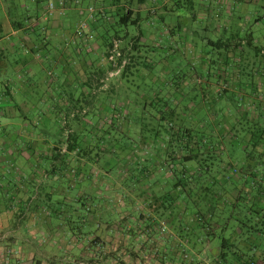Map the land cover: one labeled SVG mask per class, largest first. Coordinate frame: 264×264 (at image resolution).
Segmentation results:
<instances>
[{
	"label": "crops",
	"instance_id": "crops-1",
	"mask_svg": "<svg viewBox=\"0 0 264 264\" xmlns=\"http://www.w3.org/2000/svg\"><path fill=\"white\" fill-rule=\"evenodd\" d=\"M48 1L0 0V264H11L12 260L15 264L25 260L30 264H186L179 254V243L192 257L189 264H225L220 260V246L215 244L221 233L208 236L203 230L188 231L164 213L180 210L179 206L165 208L161 202L150 205L145 201L160 196L157 191L162 186L159 178L151 179L152 169L145 165L161 162V158L150 154L132 161L130 153H123L120 159H125L119 161L118 168H125V179H134L133 166L147 169L129 183L130 187L112 177L109 156L104 160V169L99 170L87 156L64 153L61 140L66 133L61 131L56 116L86 112L90 120L69 119L65 129L82 131L88 125L93 132L101 128V115L127 112L130 104L123 96L129 81L119 76L104 81V63L88 53L85 43L79 42L77 50L67 44L75 24L84 17V9L77 4L92 0H79L77 4L68 0L59 19L44 16ZM137 1L96 0L109 10ZM152 1L133 10L142 14ZM183 9L189 24L178 40L174 33L170 42L196 53L204 44L225 49L224 54L218 49L219 71L226 68L222 76L233 81L225 93L227 105L232 106L225 115L229 127L247 131L245 139L249 140L253 137L250 130H264V0H174V25L182 18L177 11ZM95 20L93 26L98 27L101 22L97 17ZM147 24L153 25L154 19L142 21L135 34L140 35L144 47H155L157 28ZM194 27L215 38L199 36ZM195 57L202 56H192L191 61ZM236 59L238 65L232 67L231 61ZM197 64L205 67L199 60ZM208 75L210 78L211 73ZM210 84L206 79L204 87L193 85L183 95L188 100V113L199 116H194L199 121L197 126L213 131L214 121L206 117L207 113L212 115ZM174 97L182 98L178 90ZM132 104L136 108V103ZM218 109L223 113L222 108ZM107 119L111 123L110 117ZM109 136L114 139L113 133ZM146 140L140 137L139 144ZM66 167L78 171L74 182L60 174L59 170ZM159 173L162 176L163 171ZM120 192L125 194L124 201ZM94 197L100 203H94ZM113 200L116 203H111ZM48 209L55 212L57 220H47L43 213ZM162 225L170 235L162 233Z\"/></svg>",
	"mask_w": 264,
	"mask_h": 264
},
{
	"label": "trees",
	"instance_id": "trees-1",
	"mask_svg": "<svg viewBox=\"0 0 264 264\" xmlns=\"http://www.w3.org/2000/svg\"><path fill=\"white\" fill-rule=\"evenodd\" d=\"M50 1V0H49ZM147 2V0H138L136 3V9L137 7L142 8L144 4ZM48 3V2H47ZM44 16L46 13V7L44 10ZM170 12L174 11L169 10ZM150 13V12H149ZM109 14L112 16L113 21L110 24L109 32H105L106 36L111 37L110 40L106 39V42L103 44V54L101 62L104 63V73L105 77L107 75H118L117 73H121L120 76H125V71L129 68L128 59H133L134 53L136 51H140L141 48L146 49L147 51L148 47H144L140 44L139 36L134 34L132 37V40H130L129 44H125L122 49L118 48V42L116 40L123 41L127 37V35L131 32L128 31L127 27L128 25L134 26V28H138V25L142 21L149 20L151 18L155 19L157 18V25L160 24L161 27H163V33L162 35L167 36L168 34L172 35L171 38L174 36V31H171L170 27L168 28L167 22L165 23L164 20V14H157L156 16H152V14H139V12L134 11L131 8H120L117 7L114 10H109ZM85 13L84 17L85 18ZM145 16V17H144ZM94 20L89 23V27L92 32L93 31V23L96 21V16L93 15ZM108 16L105 12L102 13L101 17H99L100 22L104 21L105 18ZM155 17V18H154ZM174 17V16H173ZM81 19V20H82ZM79 22V21H78ZM77 22V23H78ZM76 23V24H77ZM75 24V26H76ZM174 26V23H172ZM155 27H157L156 24H153ZM74 26V28H75ZM116 26L120 29L115 30ZM120 26V27H119ZM121 26L124 28L121 29ZM73 28V29H74ZM169 29V30H168ZM169 31V32H168ZM171 31V32H170ZM102 38H104V35L100 34ZM94 37V35H93ZM108 38V37H106ZM171 38L168 39V41L171 40ZM93 39V38H92ZM92 39H84V38H75L74 32H73V38L75 44H72V40L69 41L67 44L70 46H74V48L77 50V45H79V42H89ZM151 49V48H150ZM151 51V50H150ZM174 53V52H173ZM111 57V59H110ZM128 57V58H127ZM148 63L146 61V58L144 61L140 63L142 67L145 68V70H149ZM228 64V62L226 63ZM232 67H237L238 63L234 60L231 61ZM237 64V65H236ZM230 67V66H229ZM231 67V68H232ZM226 69V68H225ZM223 69V71H225ZM222 71V72H223ZM218 80L217 83L219 86L221 85L222 91H227L229 88V82L230 79H223L222 72L219 71ZM102 76L101 78H103ZM222 76V77H221ZM104 79V78H103ZM127 79V78H126ZM222 79V81H221ZM197 80V79H196ZM129 81V80H128ZM224 83V84H222ZM102 84V83H100ZM180 81L170 84L174 85V90H178L180 93L181 91L178 89L180 87ZM187 84L189 86V83H183ZM177 86V87H176ZM227 89H224L226 88ZM182 98L177 99L176 97L173 98V96H167V100L170 102V105L167 106L166 103L163 105V111L159 112V116L157 114H154L152 112L149 113L150 120L155 121L154 124L151 126V129L147 130L148 123H145L142 126V132L137 134L139 143L140 137L146 138L145 144H139L135 148L134 152H130L127 150L128 146H124L121 150L120 155L112 156L113 148H115V138L112 139L109 134L114 133V131H119L118 126L116 125V121L119 122L120 116L123 114L122 109H117L118 111L122 110L121 112H118L119 115H110L111 123L114 122L115 128L112 129L111 123L105 124L107 126V129L110 128L111 131L104 130L103 128L105 126H102L101 128L91 131L90 126H85L82 131H69L65 129L67 127V122L69 119L75 120H90V115L86 112L84 113H74L69 114L65 113L62 115L56 116L58 119L57 123L61 127V131L66 133L65 138L63 141L61 140V143L65 146V154L66 155H74V156H87L89 159L93 161L95 165H97L99 170L104 169V163L101 166H98V163L100 159L102 158L99 153L106 152L111 159L112 157L119 163L122 162L123 158L120 159L121 155H125L123 153H130L133 156L132 161L140 160V157L145 158V156H150V154H155L159 158H161V162L156 163L157 166H160V169L163 171L165 169L167 175L165 176V172L163 171L162 176L158 179V181L166 182V196H157V197H150L151 200L146 198V202L153 204L154 202H161L162 205L165 208H172L174 205V202L176 200H181L185 204V208L187 207L190 209L189 213L197 218L199 215L203 212V216L201 219V216L198 218V220H190V230L188 231H205L208 236H213L214 233H212V224L209 222L212 217L215 216V223H218L220 220L224 221L223 226L225 227L227 234V237L221 236V246L220 249L222 251L220 260H222L225 264H260L261 262H264V170H262V166H264V160H262V156H258L255 154L253 150H258L257 148L261 145H264V142L261 140H264V130L260 131H251L250 130V136H253L249 138V146L245 144L244 146L239 145V139H234L235 145L240 146L244 149V155L243 159L240 161L238 160V165L234 166L230 163H227L225 166H221L219 168L217 164V171L218 173L215 176H209L206 169L209 167L208 165H205V167H201L200 160L198 159V155L200 151L206 146L214 147V143L209 141V139L212 137L211 134H206L205 128L197 127L195 129L189 128H182V127H172L171 121L174 118L175 123L176 122H182L185 123V121H188L191 117V114L188 113V110L186 109V103L188 102L186 96L181 93ZM159 100V95L156 94L152 98V102H157ZM174 101V102H173ZM179 103L182 104L181 109L183 108V111L179 113L177 111V108L179 107ZM157 103H155L156 105ZM178 104V105H177ZM147 106V105H146ZM145 106V107H146ZM159 106V104H157ZM144 107V108H145ZM154 109V108H153ZM138 108H133L132 110V116H128V118L131 117V119L136 118L138 115ZM144 112V111H143ZM179 114H181L179 116ZM146 115L145 117H147ZM107 118V117H105ZM221 120V119H220ZM190 121V120H189ZM38 122H33L34 125H37ZM150 132V136H147V132ZM122 137H126L125 134L121 132ZM235 136L234 138H236ZM92 140L91 142H86V140ZM112 140L114 143H112ZM154 140L156 142H154ZM208 141V142H207ZM106 144V147H105ZM217 144L219 145V142L217 141ZM100 145H104V147H101ZM217 146V145H216ZM234 147V145H232ZM250 147V148H249ZM261 147V146H260ZM264 147V146H262ZM121 148V147H119ZM210 148V147H209ZM141 149L143 153L137 154L136 150ZM176 149L181 150L185 153L183 158L180 159V163L185 165L186 162L195 161L197 163L196 165L201 167V171L194 172L193 175L187 173L185 169L176 172L177 164H176ZM129 150L130 147H129ZM115 154V153H114ZM58 155V154H56ZM147 156V157H148ZM91 157V158H90ZM107 159V158H105ZM104 159V160H105ZM254 159V160H252ZM261 159V160H260ZM149 160V159H147ZM146 160V161H147ZM214 158L211 160V163L214 164ZM246 160H251L246 161ZM125 164H128L127 162ZM124 164V165H125ZM137 170H139L138 166L136 165ZM238 167V168H237ZM111 169V167H110ZM148 169V168H147ZM147 169L143 170L147 171ZM238 169V170H237ZM61 175L67 176L70 178L72 182H74L77 170L74 168L66 167V169H61ZM119 173L124 174L126 172L123 171L121 168H118ZM141 173V170H139ZM233 171H238V174L235 176L233 175ZM130 172H132L130 168ZM139 173V175H140ZM189 174V175H188ZM130 175V174H129ZM128 175V176H129ZM208 175V178L210 181H208V184L206 185L208 192L211 194L210 196H207L206 199L202 202H194V203H187V201L190 199V193H188L189 190L185 188L186 184L192 179H194V182L197 180H200ZM136 176V174H135ZM131 178V177H130ZM176 179V181H174ZM126 180V179H125ZM131 181L133 178L130 179ZM221 180V182H219ZM223 180V181H222ZM136 183V182H135ZM155 185V184H154ZM228 187V188H227ZM176 191V195H172V193ZM229 193V195H225L226 193ZM200 190L198 191V193ZM202 192V191H201ZM198 194V197L201 196L202 193ZM205 193V192H204ZM218 195H216V194ZM231 193H236V195H231ZM208 194V193H206ZM172 195V196H171ZM175 197V198H174ZM220 204V207L218 206ZM219 207V208H218ZM46 217H50L51 214H54V211H50L49 209L46 210ZM223 212L225 218H221L220 213ZM216 213V214H215ZM223 217V216H222ZM213 221V220H211ZM185 229V227L183 226ZM210 229V231L208 230ZM218 234V233H217ZM240 241H244V246L238 247L237 243ZM178 251L179 254L186 256V248L184 244L179 243L178 244ZM8 253H11V250H8ZM184 253V254H183ZM183 259V258H182ZM8 260V258H7ZM192 260V259H191Z\"/></svg>",
	"mask_w": 264,
	"mask_h": 264
},
{
	"label": "rangeland",
	"instance_id": "rangeland-1",
	"mask_svg": "<svg viewBox=\"0 0 264 264\" xmlns=\"http://www.w3.org/2000/svg\"><path fill=\"white\" fill-rule=\"evenodd\" d=\"M155 1V2H154ZM152 1L148 6H145L144 8H146V11L143 12L142 14H152L151 17L156 16L157 14H164V20L165 23L167 24L168 28L170 27V29H172L171 31H174L173 33H175V36L177 37L176 40H178V36H182L181 33L184 32L185 28H187L189 22L187 21L186 17L187 14L185 12V10L183 9L182 11H177L182 18L181 21L179 22L178 25H174L172 24V20L174 22V11L170 12L169 10H173L174 8V0H154ZM79 6V8H83L84 11H86L88 8H92L94 10V15L99 18L101 17L102 13L105 12L106 15L108 16L107 18L104 19V21L101 22V24L98 27H93V39L89 42H84L85 45L87 46V48H89L88 53H94V55L99 58L102 59V54H103V44L104 42H106L107 40H110L111 37L106 36V34H104L105 32L107 33V31L110 28V24L113 21L112 16L109 14V9L107 8V6L101 4V2H96V0H92L89 2H85L82 4H77ZM131 8V9H136V3L135 2H127V3H122V6H120V8ZM248 8V6H246ZM150 12V13H149ZM157 12V13H156ZM176 14V15H177ZM155 18V17H154ZM145 23V22H144ZM154 24L157 25V18L154 19ZM244 24L247 25V22H245ZM93 25V24H92ZM194 25V24H193ZM147 26L149 28H153L152 26L154 25H149L147 24ZM196 27H198L197 24H195ZM120 27V26H119ZM194 27V28H196ZM124 27L121 26V29H123ZM156 31L158 32L157 34V45L155 47H148L147 51H145L146 49L141 48L140 51H136L134 53L133 59H128V62L130 61V63H128L129 68L125 71V76L124 78L129 80V89L128 92L125 96H123V99H127L129 101L128 104H130V107H127V112L129 110V112H125V114L123 113L120 116V120H118L119 122L116 121V125L119 128V131H114V138H115V148H113V152L112 156H118L121 153V150L124 146H128L127 150L130 152H134L135 148L138 146V136L137 134L142 132V126L145 123H148L147 126V130L151 129L152 125H155L154 122L155 121H151L150 120V115L149 113L152 112L154 114H157L159 116V112L163 111L164 109V103H166L167 106L170 105V102L167 100V95L173 96L174 98V94L175 91L174 90V85H170V84H174L178 81H180V87L178 88L181 93H187L188 91V87H190L191 89L194 87L193 85H196L197 87H204L205 81L206 79H209L211 84L209 86V98L210 101L212 102L211 107H209V111H211L212 115L209 117L208 113L206 114L207 120L210 121L213 120L214 121V125H215V130L213 131H208L207 129L206 134H212L213 136L209 139V141L212 140V142L215 144L214 147L211 146H206V148L202 149L198 155V159L200 160V165L201 167H205V165H208L209 167H207L208 169H206V171L208 172L209 176H215L218 171H217V164L219 166V168H221V166H225L227 163H230L234 166L238 165V160L240 161L243 157H245L244 155V149L241 148L240 146H236L233 147L232 142H234V139H236L238 136H241V138H237L239 139L238 141L240 142L239 145L244 146L246 143L249 146V142L247 139V131H239V130H235V127L233 126V128H230L229 126L231 125L229 123V120H227V116L225 115L227 113V111H230L229 108H231V105H227L226 101H225V93L227 91H222L223 89L221 88V85L219 86V84L217 83L218 80V75H219V70L221 67V63L219 61V50L221 49L222 54H224L225 49L224 48H220V47H216V46H210L207 44L202 45L201 50L199 49L196 52H193L189 49L183 48V46H174V41H168L169 38H171L172 35L168 34L167 36L162 35V29L163 27L160 26V24L158 23L157 27H156ZM120 28H118L116 26L115 30H118ZM128 31L131 32L127 35V37H124L125 39L123 41L120 40H116L119 41L118 44V48L122 49L123 46L125 44H129L130 40H132V36L135 34V28L134 26L128 25L127 27ZM73 30L72 29V34H71V38H73ZM169 30V29H168ZM199 32V36H206L210 39H214L215 37L212 35H205L204 33H201L200 29H197ZM170 31V32H171ZM109 32V31H108ZM169 32V31H168ZM104 35V38L101 37V35ZM135 36V35H134ZM108 37V38H106ZM226 38L229 39V35L225 36ZM70 38V39H71ZM174 39V36H173ZM173 42V43H172ZM150 48L152 51H150ZM174 52V53H173ZM202 56L201 59L196 58L191 61V57L192 56ZM128 58V57H127ZM146 58V61L148 63H146V65H148L149 70H145L144 67H142L140 65V63L142 61H144V59ZM201 61L202 64L205 65V67H201L200 64H197V61ZM236 62L238 63V59H236ZM235 69V68H234ZM223 71V70H222ZM234 70L232 69V72ZM208 73H211V77L209 78ZM118 75H107V77H103L105 78L104 81L109 80V78L113 77L115 78L116 76H119L120 78L122 76L121 73H117ZM224 74V73H223ZM225 76V75H224ZM230 77V76H228ZM122 77V80L124 79ZM197 79V80H196ZM224 79V77H223ZM222 81V79H221ZM192 82V84H191ZM194 82V83H193ZM233 82V81H232ZM232 82H229V88L231 89V84ZM183 83H189V86L187 84H183ZM224 84V83H222ZM177 87V86H176ZM224 89H227L224 88ZM180 93V92H179ZM158 94L159 95V100L155 103L159 104V106H157V104L155 105L154 102H152V98L154 97V95ZM132 102L136 103V107L138 108V115L136 118L131 119L128 118V116H132V110H133V104ZM174 102V101H173ZM147 105V106H146ZM121 106V105H120ZM146 106V107H145ZM218 106L220 108H222L223 113H221V111L218 109ZM145 107V108H144ZM182 107V106H181ZM181 107L177 108V111L179 113H181L183 111V108L181 109ZM154 108V109H153ZM218 109V111H217ZM144 111V112H143ZM145 111L149 112L146 113ZM123 112V111H122ZM121 112V113H122ZM193 112V111H192ZM146 115H148L147 117H145ZM181 114H179L180 116ZM225 115V116H224ZM194 116L191 113V117L189 118L188 121H185V123L182 122H176L173 120L171 121V126L172 127H182V128H189L190 129H195L197 126V123L199 121H197L196 119L194 120ZM224 116V117H223ZM105 117L107 116H103L101 115L99 118V126H105L106 120H109ZM201 117V116H200ZM223 117V121H221L220 119ZM197 119H199V116H196ZM226 119V120H225ZM105 122V124H104ZM218 125H220L221 127H218ZM198 127V126H197ZM230 129H229V128ZM110 129V128H108ZM107 126H105L103 128L104 130H108ZM111 131V129L109 130ZM121 132L123 134L126 135V137H122ZM147 136H150V132L146 131ZM235 136H237L236 138H234ZM246 136V137H245ZM217 141L219 142V145L217 144ZM208 142V141H207ZM112 143H114V141L112 140ZM217 145V146H216ZM101 147H104V145H100ZM106 147V144H105ZM121 147V148H119ZM129 147L131 150H129ZM250 148V147H249ZM141 152V149H137L136 152L138 153ZM255 152V154H257L258 156H262V160H264V147H261L260 150L256 151L253 150ZM100 156L102 157L98 163V166L103 165L104 163V159L106 158V156L108 155L106 152L104 153H99ZM176 164L177 169L176 172H179L183 169H185L187 171V173L193 175L194 172L196 171H201V167L198 165H196L197 163H195V161H190V162H186L185 165L182 166V164L180 163V159L183 158V156L185 155V153L181 150H177L176 149ZM214 160V164L211 163L212 159ZM130 159H133L132 154H130ZM260 159V160H261ZM110 163H111V169H110V173L112 175L113 178L115 179H122L124 180L123 183H126L131 187V184L134 182L137 177L139 176L140 171L137 170L136 166H133V168L136 170L135 174L136 176H134V179L131 181V178H127L125 180L126 175H123L121 173H119L118 171V162L112 157V159L110 158ZM125 163V162H124ZM143 165V162H142ZM145 167L147 168H151L152 169V173H151V179H155V178H160L161 177V173H159L160 166L155 163H150L148 162ZM121 168V167H120ZM132 168V166H131ZM139 168V167H138ZM238 168V167H237ZM123 171L125 170V168H121ZM238 170V169H237ZM262 170H264V166H262ZM165 173V169L163 170ZM141 173H143V170L141 169ZM140 173V175H141ZM188 174V175H189ZM238 171H233V175H237ZM167 175V173L165 174V176ZM208 175L200 180H197L194 182V179L190 180L185 188L188 191V193H190V199L187 201V203H194L196 201L198 202H202L204 200V198L206 199L207 196H210L211 194L208 192V189L206 187L208 181H210V179L208 178ZM176 181V179L174 180ZM223 181V180H222ZM221 182V180L219 181ZM137 183V182H136ZM148 186L150 184H148V181L145 182ZM160 184H162L161 186V191H157L160 192V196H166V182H161L159 181ZM210 184V183H208ZM228 188V187H227ZM200 190V192L202 193L201 196L198 197V191ZM154 192V191H152ZM151 192V193H152ZM205 192V193H204ZM149 193V192H148ZM208 193V194H206ZM174 194V196L177 194L176 191H174L172 193V195ZM216 194V193H215ZM236 195V193H231V195ZM119 195L122 197L123 201L125 200V194L123 192H120ZM171 195V196H172ZM217 195V194H216ZM225 195H229L228 191ZM218 196V195H217ZM175 198V197H174ZM57 197H54L53 200H56ZM149 200L150 197H148ZM128 200V199H127ZM94 203L99 202L100 200L94 197L93 198ZM129 202V201H127ZM133 202V201H132ZM111 203H116L114 202V200ZM137 203V202H134ZM185 203L181 200H176L174 202V205L179 206L180 210H171V211H164V213L166 214V216H170L172 215V217H174V220H172L173 222L176 221L177 224L180 223V225L184 226L186 230H190V227L188 224H190V220L193 219L198 220V218L201 216L202 218V214L203 212L199 215V217H195L192 216L189 211L190 209L187 207V209L185 208ZM56 206V202H52L51 207H55ZM218 206L220 207V204H218ZM218 207V208H219ZM131 208V207H130ZM182 208H184L182 210ZM138 208L136 207V210ZM131 213L135 214L137 213L136 211H132ZM44 215H46V213H43ZM216 214V213H215ZM221 218H225L226 215H224L223 212L220 213ZM178 216V218L176 217ZM223 216V217H222ZM138 217V216H137ZM58 217H56V215L51 214L50 217L47 218V220L50 221H55L57 220ZM213 220V221H211ZM211 220L209 222H211L212 224V233L216 232V233H221V236H225L227 237V232L225 231V233L222 232L223 228H222V224L224 221L220 220L218 223H215V216L211 218ZM218 224L220 226H218ZM136 225V224H134ZM163 227V234H167L170 235L171 233H169V231H167V227L165 225H162ZM210 231V229H208ZM206 233V232H205ZM221 236H219L217 239H215V244L221 246ZM38 241H41V237H39L37 239ZM34 245H38L36 241H34ZM22 244V243H21ZM16 244V247H20L21 245ZM238 247L244 246V241H240L237 243ZM184 254V253H183ZM186 256H183L184 261L186 262V264H189V261H191L192 257L188 254L185 253ZM11 261V260H10ZM40 261H42V259H40ZM21 262V261H20ZM16 261L12 260L11 264H15ZM31 262L28 260H25L24 263H19V264H30ZM9 264V263H8ZM32 264H36L35 261ZM262 264V262L260 263Z\"/></svg>",
	"mask_w": 264,
	"mask_h": 264
},
{
	"label": "built area",
	"instance_id": "built-area-1",
	"mask_svg": "<svg viewBox=\"0 0 264 264\" xmlns=\"http://www.w3.org/2000/svg\"><path fill=\"white\" fill-rule=\"evenodd\" d=\"M75 4L79 3V0H73ZM68 6V0H50L47 3L46 6V13L45 17H56L61 18ZM85 18L80 20L73 32L75 38H84V39H92L93 38V32L91 31L89 27V23L94 20V10L92 8H88L85 12ZM72 44H75L74 40L71 41ZM111 59V57H110ZM10 167L12 168L13 165L10 164Z\"/></svg>",
	"mask_w": 264,
	"mask_h": 264
}]
</instances>
